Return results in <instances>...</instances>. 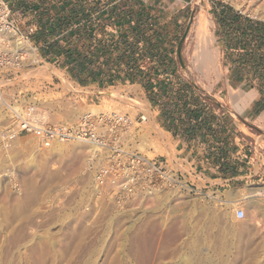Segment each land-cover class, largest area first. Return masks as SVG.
<instances>
[{
    "label": "rangeland",
    "instance_id": "obj_1",
    "mask_svg": "<svg viewBox=\"0 0 264 264\" xmlns=\"http://www.w3.org/2000/svg\"><path fill=\"white\" fill-rule=\"evenodd\" d=\"M251 1L197 0L194 18L183 28L182 34L187 32L188 40L182 47L181 59L178 54L169 61L149 58L152 70L158 69L160 62L161 66L174 68L168 72V77L164 72L156 74L171 85L168 92L172 100L169 101L178 103V79L193 81L203 86L199 93L205 96L203 99L208 107L218 112L215 102L222 101L218 97L215 99L218 88L212 86L218 83L220 88V81L228 80L240 70L264 88V47L254 58H228L215 36L217 16L231 19L239 14L264 24V0ZM219 5L232 11L214 13V6ZM199 14H204L208 21L206 34L214 41V67H207L198 60L202 45L197 29ZM150 31L173 33L159 25H153ZM22 41L30 43L38 55L36 58L29 56L34 62L26 61L19 73L5 70L3 79L9 81L6 84L10 86L6 93L21 87L23 94L28 96L36 92L46 98L48 92H54L55 97L64 98L68 92L72 95L82 91L80 87L84 88L86 83L64 70L63 64L59 66L42 60L33 41ZM145 59L140 56L136 61L148 70L150 64ZM98 63L102 64L100 60ZM118 67L121 70V63ZM142 80L130 83L127 88L105 92L101 105L80 97L74 106L65 109L76 113L68 122L77 121L86 112L109 110L111 106H119L132 117L144 112L151 120L150 126L156 129H149V134L156 131V136L145 152L159 162L168 159L170 169H179L181 185L178 191L152 194L147 200L136 201V207L127 202L124 206H114L92 200L90 187L97 166L86 171L85 150L80 151L74 162L50 149L53 143L46 149H39L38 140L22 137L10 153L5 154L0 149V264H264V237H258V229H264V196L261 193L264 177L210 188L194 177L190 166L178 165V144L156 125L142 91ZM125 93L136 96L138 110L114 102L116 94ZM56 120L66 121L64 115ZM0 124L3 125V121ZM255 127L253 120L246 121L243 129L251 133L248 139L253 143L256 139L264 141V136L259 137L264 127ZM260 154L264 156V149ZM34 164L39 165L35 168ZM9 172L14 173L13 176H7ZM187 173L190 176L185 177ZM17 180L19 191L11 188ZM192 188L196 191H190ZM237 209L246 211L243 220L237 219Z\"/></svg>",
    "mask_w": 264,
    "mask_h": 264
},
{
    "label": "crops",
    "instance_id": "obj_2",
    "mask_svg": "<svg viewBox=\"0 0 264 264\" xmlns=\"http://www.w3.org/2000/svg\"><path fill=\"white\" fill-rule=\"evenodd\" d=\"M70 0H8L12 10V17L20 32L30 42L33 41L41 54V59L48 63L64 65L65 55H59L54 62H49L44 57V51L38 47L45 46L41 41L44 26H55L58 24H69V11L64 8ZM89 2L92 0H88ZM197 0H96L95 19L98 23L105 25L104 33L96 35L104 46L107 63L97 64L94 71L101 73L92 81L88 72L83 71L80 77L88 79L85 88L90 89L86 96L88 101L99 103L104 98V93L127 88V86L142 78V91L152 109L154 121L172 136L178 144V165L191 168V173L196 178L203 180L210 188L222 184H235L236 181L255 177H264V156L260 150L264 149V141L256 139L253 143L248 139L245 123L248 119L253 120L257 129L264 127V88L258 83L252 82L250 76L245 75L242 70L231 74L229 79L217 83L212 88H218L219 100L215 104L219 107L218 112L211 110L199 88L200 83L187 82L178 79V103L169 101L168 89L171 85L168 80H160L157 73L173 71V67L167 68L158 64L159 68H151V57L166 58L171 60L173 55L178 54L181 59L182 47L188 40L187 32L182 34L184 25L194 18ZM114 9H125L130 15L125 20H118L113 15ZM214 13L228 11L224 5L214 6ZM155 15V17H153ZM201 14H199L200 16ZM141 18L144 31L141 35L128 33L127 26H134ZM158 18V19H156ZM249 24L262 22L250 17L241 18V23L234 22L226 17H216L215 36L221 50L230 57L256 56L261 50L258 39L264 35L262 25L254 26L248 31ZM199 19V18H198ZM238 19V18H237ZM61 20V22H59ZM239 20V19H238ZM127 24L120 30L117 25ZM153 25L160 28H169L173 33L167 31L152 32ZM240 25V26H239ZM233 26H238V30ZM189 28V27H188ZM188 31V29H187ZM65 35L63 28L60 37ZM47 38V37H46ZM56 38L48 37L52 42ZM262 41V40H260ZM137 42H139L137 44ZM136 44V53H131L129 47ZM96 50V48L92 49ZM101 56L102 53L100 54ZM99 56V55H96ZM146 58L150 69L145 70L139 66V70L128 69L130 58ZM118 57H122V62ZM129 58V59H128ZM104 58L100 61L103 62ZM121 63V70L118 67ZM140 62L137 63L139 65ZM156 63V62H155ZM158 63V62H157ZM132 65V64H131ZM215 66V64H214ZM64 70L74 73L72 66H66ZM81 70V69H80ZM83 70V69H82ZM81 70V71H82ZM141 71V77L133 73ZM161 76V75H160ZM71 77H74L71 75ZM154 78V79H153ZM80 86V85H79ZM135 86V85H132ZM177 100V99H175ZM222 111V112H221ZM255 127V128H256ZM260 131V130H259ZM264 136L261 131L259 137ZM179 170V169H178ZM184 175V174H183ZM187 176L190 174L187 173Z\"/></svg>",
    "mask_w": 264,
    "mask_h": 264
},
{
    "label": "built area",
    "instance_id": "obj_3",
    "mask_svg": "<svg viewBox=\"0 0 264 264\" xmlns=\"http://www.w3.org/2000/svg\"><path fill=\"white\" fill-rule=\"evenodd\" d=\"M7 33L27 40L13 20L8 0H0V117L8 119V125H2L0 129V149L5 154L13 151L22 137L37 139L39 149H46L52 143L95 144L98 152L87 164L90 169L97 166L93 182L97 190L92 191L95 201H101L107 195L110 201H118L122 197L135 205L136 201L145 200L157 191H178L181 185L178 168L172 170L168 159L159 162V159L149 158L145 152L156 131L149 134L153 126H150L151 120L144 112L132 117L121 111L119 106H111L109 110L86 112L77 121L68 123L56 120L63 115L61 109L74 106L80 97L86 98L90 89L80 87L81 92L72 95L68 92L64 98L55 97L54 92H48L46 98L36 92L28 96L23 94L21 87H14L15 92L6 93L10 86L6 84L9 81L3 79V73L5 70L19 73L27 61L26 55L14 49L13 40L5 36ZM113 100L118 105L124 103L139 109L134 94H116ZM190 191L196 190L192 188ZM236 217L243 220L246 211L237 209Z\"/></svg>",
    "mask_w": 264,
    "mask_h": 264
},
{
    "label": "trees",
    "instance_id": "obj_4",
    "mask_svg": "<svg viewBox=\"0 0 264 264\" xmlns=\"http://www.w3.org/2000/svg\"><path fill=\"white\" fill-rule=\"evenodd\" d=\"M67 1V0H65ZM64 8L65 14L66 11H69V19L70 23L69 24H58L55 26H44L43 31L48 29V33H42L41 36V41L44 42L45 46L41 48L40 44L41 42H38V47L44 51V57L49 62H54L56 58L64 54V66H72L74 70H76L73 74H75L76 78L78 80L86 83L88 79H81L84 75L85 72H88V77L92 78V81H94L98 76L97 75H102L100 72L95 73L94 69L97 67L98 60L101 58L103 59L102 64L107 63L108 58L104 57L105 54L103 51H101L104 46H102L100 40H96V35L99 33H104L105 31V25L102 23H98L97 20L95 19V13L97 11L95 5H96V0L88 1V0H70L69 4H67ZM229 11H232L231 8L227 7ZM113 15H116L117 19L122 21L125 20L127 16L130 15V12L128 10L125 11V9H120V12H118V9H114ZM239 20H238V19ZM241 18H245L242 16H239V14H236L233 17L234 22H238L239 24L241 23ZM247 28L248 31L252 30L254 26L258 28L259 25H262L263 27V32H264V24L256 23L254 24H249V19L247 18ZM140 20L137 21V23L132 26H127L125 24L124 26L122 24H118L117 27L121 30L122 27L127 26L128 33H134L136 35H141L144 31V25L140 22ZM61 22V20L59 21ZM240 26V25H239ZM235 29L238 30V26H233ZM63 28L65 29V35L58 38L61 33ZM54 36L56 39L52 42L48 41V37ZM47 37V38H46ZM259 42H261L260 48L262 49L264 47V35L261 36L260 39H258ZM262 40V41H260ZM139 42H137L138 44ZM83 45L80 47V45ZM136 44L132 43L130 45L129 49L131 53H136ZM96 48V50H92ZM104 50V49H103ZM102 53L103 56L100 54ZM99 55V56H96ZM254 58L255 56H246V57H239V58ZM119 60H123L122 57H118ZM107 61V62H106ZM130 64H128V69L131 70H139V65H137L138 60L136 61V58H130L129 60ZM251 62V60H250ZM264 62V61H263ZM132 64V65H131ZM82 71H81V70ZM83 71H85L83 73ZM141 71L133 73L134 76L140 77L141 76ZM72 74V75H73ZM99 78V77H98Z\"/></svg>",
    "mask_w": 264,
    "mask_h": 264
},
{
    "label": "bare ground",
    "instance_id": "obj_5",
    "mask_svg": "<svg viewBox=\"0 0 264 264\" xmlns=\"http://www.w3.org/2000/svg\"><path fill=\"white\" fill-rule=\"evenodd\" d=\"M251 2H253V0ZM197 25H198L197 26L198 27L197 28L198 29V35L200 36V41L202 44L201 47H199V49H201V50L198 52V60L203 65H205L207 67H214V64H215L214 41H213L212 37H208L206 34V32H207L206 29L208 27V21H206L204 14H201L199 16ZM5 36L10 40L13 39L12 44L14 46V49L17 50L18 52H22L24 55H26L28 62H34L32 58L29 60V56L36 58L38 53L35 49H33L31 47L30 43L22 41V38H17L14 33H7V34H5ZM23 51H25V52H23ZM61 113L64 115L67 122L70 120L69 118L72 114H76L74 111H67L63 108L61 109ZM0 121H3V125H8V119L5 116L0 117ZM1 126L2 125L0 124V129H1ZM29 138H33V140H37V139H34V137H29ZM0 139H1V132H0ZM66 144H74V145L68 146ZM83 144L87 145L86 146L87 148H85ZM50 149L57 152V154L59 156H63V157L67 156L68 157L67 159L74 160V162H75V160L78 159V154L80 153V151L85 150V155H86L85 162H86V164H88L91 161L92 156H94L98 152V146L97 145L82 143V142L53 143V147ZM38 165L34 164V167L37 168ZM88 170H90V166H86V171H88ZM13 174L14 173L9 172L7 174V176H13ZM11 188L14 190H17V191L20 190V185H19L18 180L16 183L11 185ZM96 190H97V187L92 183L91 187H90V193H91L92 200H93V198H95L94 197L95 195L92 191H96ZM158 192H161V191H157L154 194H156ZM261 193L264 196V189L261 191ZM150 197H148V198H150ZM110 199L111 198L106 195L103 197L102 202H106V204H113L114 206H119V205L124 206V202H126V200H123L122 197H119L118 201H114V200L110 201ZM132 207H136V205H132ZM258 237L261 239L264 237V229H258Z\"/></svg>",
    "mask_w": 264,
    "mask_h": 264
}]
</instances>
